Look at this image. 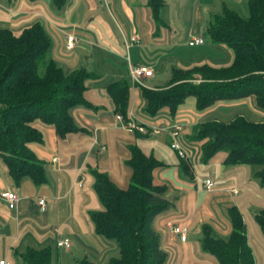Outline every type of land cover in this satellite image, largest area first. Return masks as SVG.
<instances>
[{
    "label": "crops",
    "instance_id": "obj_1",
    "mask_svg": "<svg viewBox=\"0 0 264 264\" xmlns=\"http://www.w3.org/2000/svg\"><path fill=\"white\" fill-rule=\"evenodd\" d=\"M107 1L114 31L91 21L87 28L78 29L74 11L79 12L82 5L90 12L82 0L73 4L76 7L69 23L64 16L59 20L54 15L47 0H0V28L18 33L41 22L52 41L53 59L64 57L65 66L61 67L67 72L84 68L94 76L86 80V103L69 110L77 131L62 137L53 126L36 123L42 141L31 148L43 161L44 182L36 184L30 177H23L16 184L0 156V260L21 264L26 251L42 249L50 251L51 264H78L83 259L106 264L118 256L116 241L94 231L90 213L100 210L101 203L91 170L106 172L115 185L126 189L132 175L127 164L130 146L137 145L162 164L153 170L152 177L154 184L165 186V197L171 202V207L154 220L167 252L166 264H218L202 249L203 227L209 225L227 239L232 231L228 214L231 207H237L242 216L255 264H264V237L255 221V215L264 210V184L255 176L256 169L249 164L227 165L225 151L203 162L201 143L193 139L196 125L207 120L229 121L242 115L264 121V110L257 106L255 96L217 101L203 110H198L195 98L189 96L175 114L164 107L153 116L144 112L146 101L142 96V88L166 85L174 68L229 66L233 60L231 49L212 42L207 28L211 17L224 7L247 17L249 0H164L158 20L153 18L147 0ZM67 33L77 37L71 51L64 47ZM132 36L138 44L129 41ZM197 36L203 38V44L188 45ZM130 65L149 66L153 76L135 82L130 77ZM117 80H126L129 85L127 117L123 120L116 118L119 113L106 90ZM176 123L182 127L180 138L189 150V168L170 147L167 132H151L155 126ZM139 126L148 132L141 133ZM206 179L215 185L206 188ZM7 192L17 196L14 209L3 197ZM40 198L45 199L44 211L37 204ZM168 223L187 226L186 240L169 232ZM60 237H68L71 246L58 247Z\"/></svg>",
    "mask_w": 264,
    "mask_h": 264
},
{
    "label": "trees",
    "instance_id": "obj_2",
    "mask_svg": "<svg viewBox=\"0 0 264 264\" xmlns=\"http://www.w3.org/2000/svg\"><path fill=\"white\" fill-rule=\"evenodd\" d=\"M58 9L66 0H51ZM164 0H147L155 20ZM248 16L224 7L211 17L207 33L214 43L224 44L233 53L226 67L207 64L187 69L174 68L170 81L160 88H142L144 112L155 115L168 107L175 114L185 99L193 96L203 110L217 101L255 96L264 110V0H249ZM52 41L41 22L15 33L0 28V156L16 184L30 177L36 184L45 181L43 161L31 145L42 141L37 122L51 125L64 137L77 131L69 110L84 104L86 80L93 76L84 68L65 71L51 54ZM201 75V79L195 77ZM106 90L116 113L127 117L129 85L126 80L109 83ZM193 139L200 142L201 158L207 162L218 151L227 153V165L249 164L264 184V121L237 115L229 121L207 120L195 127ZM185 168L188 162L182 159ZM127 164L132 169L129 185L121 189L106 172L91 170L93 187L101 203L90 213L94 231L118 246V256L106 264H166L167 252L154 227L155 218L171 207L165 186L153 183V170L162 165L137 145L130 146ZM232 231L227 239L204 225L202 249L218 264H255L237 207L228 211ZM264 237V210L255 215ZM21 264H51L48 249L28 250ZM78 264H96L83 259Z\"/></svg>",
    "mask_w": 264,
    "mask_h": 264
},
{
    "label": "built area",
    "instance_id": "obj_3",
    "mask_svg": "<svg viewBox=\"0 0 264 264\" xmlns=\"http://www.w3.org/2000/svg\"><path fill=\"white\" fill-rule=\"evenodd\" d=\"M65 50L66 51H71L77 42V37L73 33H67L65 36ZM132 44H138L139 41L136 37L132 36L129 40ZM204 40L202 37L197 36L193 37L188 41V45L194 46V45H201L203 44ZM129 73L130 77L133 81L140 83L142 79L147 78V77H152L153 76V69L150 68L149 66L145 65H130L129 66ZM116 118L118 120H123V116L120 114H116ZM131 125H133L131 123ZM134 126V125H133ZM137 129L141 132L146 134L148 130L143 127L139 126ZM182 131V127L180 124H172L170 126H155L151 129V132L153 133H160V132H167L170 136V147L177 153V155L185 160L190 159V154L189 150L183 143L182 139L180 138V134ZM55 160V159H54ZM204 184L206 188H211L215 185V182L206 179L204 180ZM233 193H236V189H232ZM3 197L5 198L7 205L10 209H14L16 207V202H17V196L14 192H7L3 194ZM37 204L40 208V210L44 211L46 209V203L44 198H40L37 201ZM168 229L169 232L176 234L179 236L181 241H185L187 237V232H188V227L187 226H179L176 224H171L168 223ZM56 245L58 247H63V248H69L71 246V241L68 237H60L56 241ZM0 264H9L7 260L3 259L0 260Z\"/></svg>",
    "mask_w": 264,
    "mask_h": 264
},
{
    "label": "rangeland",
    "instance_id": "obj_4",
    "mask_svg": "<svg viewBox=\"0 0 264 264\" xmlns=\"http://www.w3.org/2000/svg\"><path fill=\"white\" fill-rule=\"evenodd\" d=\"M44 1H46V0H44ZM82 1L86 2L87 6L89 7L90 12H87L88 10H86V9L83 10L82 5L80 6L81 10L79 12L74 11V15L76 18V23H77L76 27H78V29H82L83 27L87 28L89 21H91L92 23L97 24L98 27H99L98 23H100L101 28H104L107 31L108 30L114 31V29L112 27L115 25L113 24V22H112L113 20H112L111 16L109 15V12L107 10V5H109L108 1H107V4H106L105 0H82ZM48 2H50L49 4L54 11V15L55 16L57 15L59 17V20L61 19L62 16H64L67 19V22L69 21V16L72 12V9L76 7L73 4H75V5L77 4V0H66L65 4L61 7V9H58L57 7H55L53 5L51 0H47V4H48ZM85 10H86V12H85ZM91 17H93V18H91ZM64 26H65V23H64V25H62V27H64ZM115 31H117V30L115 29ZM55 61H56L57 65L63 66L64 64H62V63H65L66 60L64 57L56 56ZM195 77L198 78L197 80L201 79L200 74H196Z\"/></svg>",
    "mask_w": 264,
    "mask_h": 264
}]
</instances>
